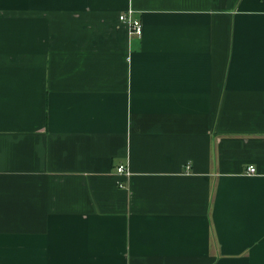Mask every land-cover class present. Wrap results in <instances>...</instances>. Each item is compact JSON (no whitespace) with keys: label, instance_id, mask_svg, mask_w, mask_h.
<instances>
[{"label":"crops","instance_id":"1","mask_svg":"<svg viewBox=\"0 0 264 264\" xmlns=\"http://www.w3.org/2000/svg\"><path fill=\"white\" fill-rule=\"evenodd\" d=\"M0 264H264V0H0Z\"/></svg>","mask_w":264,"mask_h":264},{"label":"built area","instance_id":"2","mask_svg":"<svg viewBox=\"0 0 264 264\" xmlns=\"http://www.w3.org/2000/svg\"><path fill=\"white\" fill-rule=\"evenodd\" d=\"M119 20L128 25L131 32L138 35L139 37H142V34H143V26H142V23L139 19H136V18H133L127 14H121L120 17H119ZM118 172L119 173H125L127 176L130 175V173H128V171L126 170V168L124 166H121L118 168ZM248 172L250 174H255L256 173V168L254 166H250L248 168Z\"/></svg>","mask_w":264,"mask_h":264}]
</instances>
